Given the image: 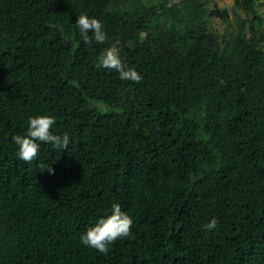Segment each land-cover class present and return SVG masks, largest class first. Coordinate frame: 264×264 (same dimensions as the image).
Listing matches in <instances>:
<instances>
[{
    "label": "trees",
    "instance_id": "obj_1",
    "mask_svg": "<svg viewBox=\"0 0 264 264\" xmlns=\"http://www.w3.org/2000/svg\"><path fill=\"white\" fill-rule=\"evenodd\" d=\"M169 1L0 0V264H264V0L234 1L223 43L203 0ZM109 46L141 81L97 67ZM41 114L70 145L22 161L11 136ZM117 202L131 235L83 245Z\"/></svg>",
    "mask_w": 264,
    "mask_h": 264
},
{
    "label": "clouds",
    "instance_id": "obj_2",
    "mask_svg": "<svg viewBox=\"0 0 264 264\" xmlns=\"http://www.w3.org/2000/svg\"><path fill=\"white\" fill-rule=\"evenodd\" d=\"M73 25L85 44H90L92 40L103 43L108 39L103 22L95 16L82 12L76 16ZM97 67L114 70L121 80L133 82L142 80L141 74L134 67L128 66L122 60L119 49L113 46L103 49ZM55 123L56 117L53 115L29 116L25 132L11 136L17 157L25 162L34 161L39 155L42 144L59 151L67 148L70 145L69 134L54 132L52 129ZM50 165H47L45 169L52 173L54 169ZM133 224V217L122 209L121 204L112 203L110 212L97 217L94 223L85 228L80 235V241L83 245L100 253H107L115 241L131 235ZM202 227L205 230L214 231L218 227L217 217L212 216Z\"/></svg>",
    "mask_w": 264,
    "mask_h": 264
},
{
    "label": "rangeland",
    "instance_id": "obj_3",
    "mask_svg": "<svg viewBox=\"0 0 264 264\" xmlns=\"http://www.w3.org/2000/svg\"><path fill=\"white\" fill-rule=\"evenodd\" d=\"M181 0H170V4L172 3H179ZM205 2V8L208 12L207 20L209 22L208 26L221 38L223 43L226 33L230 34L231 36L235 37L238 33L239 26L241 24V19L244 18V14L236 10L233 7L235 0H203ZM216 10H225L229 16L226 17L224 21L222 17L216 16ZM213 11V13H211ZM209 12L211 14H209ZM258 12L261 18L264 21V5H258ZM209 16V17H208ZM260 30L264 31V24L260 27ZM264 48V46H263Z\"/></svg>",
    "mask_w": 264,
    "mask_h": 264
},
{
    "label": "water",
    "instance_id": "obj_4",
    "mask_svg": "<svg viewBox=\"0 0 264 264\" xmlns=\"http://www.w3.org/2000/svg\"><path fill=\"white\" fill-rule=\"evenodd\" d=\"M258 5H264V1L259 2ZM211 13H213V11ZM215 14L218 17H228L229 16V14L225 10H216Z\"/></svg>",
    "mask_w": 264,
    "mask_h": 264
}]
</instances>
